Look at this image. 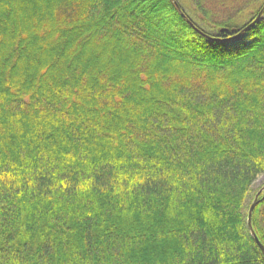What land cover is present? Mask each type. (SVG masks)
Returning <instances> with one entry per match:
<instances>
[{
	"label": "trees",
	"instance_id": "obj_1",
	"mask_svg": "<svg viewBox=\"0 0 264 264\" xmlns=\"http://www.w3.org/2000/svg\"><path fill=\"white\" fill-rule=\"evenodd\" d=\"M183 1L0 0V264H264V0Z\"/></svg>",
	"mask_w": 264,
	"mask_h": 264
},
{
	"label": "water",
	"instance_id": "obj_2",
	"mask_svg": "<svg viewBox=\"0 0 264 264\" xmlns=\"http://www.w3.org/2000/svg\"><path fill=\"white\" fill-rule=\"evenodd\" d=\"M264 8L259 12V14L256 16V18L254 19V21L252 22V24L258 22L261 19V14L263 12ZM251 24V25H252ZM264 192V185L262 186V188L259 189V191L256 193L252 204L249 207L248 213H247V219H246V224H247V228L249 231L250 236L254 239L257 247L259 248L260 252L262 253V255L264 256V246H262V244L259 242L257 236L255 235L252 225H251V216H252V212L254 210V207L257 205L258 203V198L259 196Z\"/></svg>",
	"mask_w": 264,
	"mask_h": 264
},
{
	"label": "rangeland",
	"instance_id": "obj_3",
	"mask_svg": "<svg viewBox=\"0 0 264 264\" xmlns=\"http://www.w3.org/2000/svg\"><path fill=\"white\" fill-rule=\"evenodd\" d=\"M180 2H183V6L186 8V11H188L189 14H194V11L191 9V6L186 7L185 5V1L183 0H179ZM238 42H245V40H243L242 38L238 41ZM264 185V176H260L257 178V180L254 182V184L251 187V195L249 198V201H252L253 198L255 197V194L259 191L260 188H262V186ZM258 190V191H257Z\"/></svg>",
	"mask_w": 264,
	"mask_h": 264
}]
</instances>
